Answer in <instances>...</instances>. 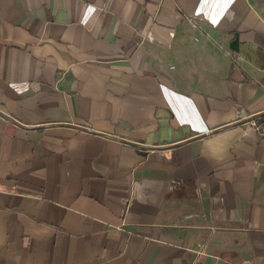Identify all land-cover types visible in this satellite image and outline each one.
Segmentation results:
<instances>
[{
  "label": "crops",
  "instance_id": "obj_1",
  "mask_svg": "<svg viewBox=\"0 0 264 264\" xmlns=\"http://www.w3.org/2000/svg\"><path fill=\"white\" fill-rule=\"evenodd\" d=\"M261 262L264 0H0V264Z\"/></svg>",
  "mask_w": 264,
  "mask_h": 264
},
{
  "label": "built area",
  "instance_id": "obj_2",
  "mask_svg": "<svg viewBox=\"0 0 264 264\" xmlns=\"http://www.w3.org/2000/svg\"><path fill=\"white\" fill-rule=\"evenodd\" d=\"M193 17H195V16H193ZM189 21L192 24V26L198 27L197 24H196V22H195V19L194 18L191 17V19H189ZM260 264H264V262H261Z\"/></svg>",
  "mask_w": 264,
  "mask_h": 264
}]
</instances>
